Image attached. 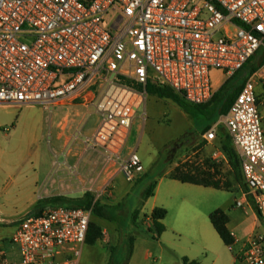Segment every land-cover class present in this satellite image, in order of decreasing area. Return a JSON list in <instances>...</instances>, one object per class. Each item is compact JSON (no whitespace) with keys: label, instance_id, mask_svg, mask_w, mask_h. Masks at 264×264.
Segmentation results:
<instances>
[{"label":"built area","instance_id":"obj_1","mask_svg":"<svg viewBox=\"0 0 264 264\" xmlns=\"http://www.w3.org/2000/svg\"><path fill=\"white\" fill-rule=\"evenodd\" d=\"M263 49L264 0H0V106L92 105L101 117L95 138L109 146L128 135L149 83L205 105L213 70L231 76L260 63ZM100 84L128 97H99ZM224 118L247 188L236 207L263 215L264 65ZM215 158L226 160L222 151ZM120 169L129 182L144 172L137 152ZM91 220L92 210L66 205L28 214L12 237L18 260L0 252V264H78ZM234 245L235 264H264V234Z\"/></svg>","mask_w":264,"mask_h":264},{"label":"crops","instance_id":"obj_2","mask_svg":"<svg viewBox=\"0 0 264 264\" xmlns=\"http://www.w3.org/2000/svg\"><path fill=\"white\" fill-rule=\"evenodd\" d=\"M227 78L229 76L225 75V79L219 82L216 87L214 86L215 91L222 86ZM95 91L99 97H103L104 95L128 97L121 88H110L106 84H100ZM57 106L67 107L70 114H73L76 118L73 129L68 131L66 125H63V130L57 135V153H52L54 157L60 158V160L52 162L53 159L48 155L49 159L44 163V167L42 166L41 157L36 156V159L30 160L31 165L24 173L15 176L13 171L4 172L0 169V180H10L15 188L14 193H6L0 189V226L5 227L7 230L0 237V242H3V245H0V252L5 253L6 258L11 261H17L19 258L18 251L12 244V237L16 233L20 222L30 214L29 212L41 200L50 196L49 189L52 187H58L61 190L51 195H63L76 199L82 198L87 192H91L94 195L96 194L95 196L102 195L106 199L110 198L112 203L105 202L106 204H102L100 202L105 206L115 207L122 205L126 207L129 203L128 198L132 192V188L121 190L116 184V179L122 173L119 167L120 161L117 162V160H125L131 153L138 151V143L136 145L130 144V138L134 134L135 126L137 129L140 128L137 117L125 138L119 137L111 145L105 146L95 138L101 124V117L94 106L80 101L59 104ZM139 106L140 104H138L137 109ZM17 109L21 108L17 107ZM219 123H221V117L211 127L210 131L214 132L215 128H217L216 135H219L221 145L219 144L220 146L217 147L216 137L213 140H207V134H204L202 139L207 144L201 150L203 154H210L215 151V156L218 151L224 153L222 150L223 140L219 133V128L223 127ZM194 129L197 134L202 132V128L200 126L197 127L195 124ZM77 130L81 131V136H84L87 139L86 142L90 144L86 143L85 145L84 138L82 139L80 135L75 134ZM196 132H194L195 135ZM87 145L88 147H86ZM115 153L119 154L120 159H117ZM154 158L155 153L153 154ZM225 161H227V156ZM39 168H58L56 182L50 181V171L42 178ZM82 169L86 170V172L81 174ZM173 169H169L162 174V177L157 179V185L152 197L143 201L141 194L139 200L137 199L131 210L129 209L132 214L136 211L139 212L136 223L141 228L140 234L133 224L124 230L126 234H132L135 237L130 259L127 261L126 254L121 252V260L118 261L114 256V262L112 263V250L120 249L119 224L110 225L107 222L108 220L103 218L102 222H96L94 218L93 222L102 229L103 238L97 240L94 244L85 243L77 260L78 264H110V262L111 264H183L180 261L183 257L197 260L201 264H235L233 250L230 246L224 244L214 229L210 215L216 210H222L227 215V228L235 239L233 249H239L241 244L253 231H258L260 217L254 208L245 207L241 209L244 219L237 223L232 215V211L226 209L227 203L222 204L219 193H237L241 196L239 200H243L245 199L244 191L231 180L232 188L230 191L182 183L168 177ZM145 172H148V170L144 167V172L138 176L134 184H138L144 180L142 177ZM216 180L220 179L216 178ZM108 189L110 190L108 191ZM155 208H162L167 211V215L163 221L165 232L158 239H154L150 233L144 236V231L152 228L151 214ZM38 210L39 207L35 212H38ZM244 223L246 224L245 233L240 236L237 234V228ZM140 237L143 242L139 245ZM182 237H185L184 243L180 240ZM97 245L100 247V255L92 258V252L88 247H96ZM221 245L227 250V254L228 251L231 253L232 257L228 254L229 256L225 262L218 259L210 261L208 259L209 253L217 255L222 252L223 248H221ZM70 255V252L61 253L57 256V260L63 261L70 257ZM202 257H205V259L202 260Z\"/></svg>","mask_w":264,"mask_h":264},{"label":"rangeland","instance_id":"obj_3","mask_svg":"<svg viewBox=\"0 0 264 264\" xmlns=\"http://www.w3.org/2000/svg\"><path fill=\"white\" fill-rule=\"evenodd\" d=\"M223 79H225V74L223 72L218 70L212 71L211 80L213 86L216 87ZM98 87L99 85H97L96 88ZM260 91L261 88L258 87L257 92ZM138 104H140V106L137 109V122L140 125V128L137 129L135 126L134 134L130 138V144L136 145L138 143L137 153L140 156L144 167L148 170V172H145L142 177L145 178L149 171L158 165L160 160L168 153L170 148L175 143L183 140L186 136L196 131L194 129L192 117L171 100L159 99L157 96L149 95L147 93L145 96L138 99L137 106ZM17 107L19 106H0V169L4 172L13 171L14 176L24 173L25 170L31 165L30 160L33 161L36 159V156H39V158L41 157L43 162L42 166L44 167V163L47 159H49L48 155H50L53 159L52 162L59 161L60 158L53 156L57 153V135L63 130V125H66L67 130L70 131L74 128L76 123V118L73 114H70V111L67 107L57 106L51 110H45L43 107L38 105L19 107L21 109H17ZM224 119V116H222L221 123H219V125L222 126L227 133ZM209 131L206 133L200 132L198 134L196 132V135L190 139L188 144L179 149L170 163L166 164L162 174L171 168H175L178 165H183L186 167L185 169L193 167V169L199 168L205 170L206 172H209L214 178H219L221 182H229L232 185L230 182L231 180L237 186L228 158L227 161H219L214 156L215 151L210 154H203V151H201L202 148L207 144V142L202 139V136L204 134H208ZM215 131V141L217 140V147H219L221 145V139L219 135H216L217 128H215ZM75 134L81 136V131L77 130ZM81 138H84L83 140L85 141L84 143L86 145L87 139L84 136H81ZM86 147H88V145ZM154 153L155 158L153 159ZM115 155H117V159H120L118 153H115ZM118 161H120L119 167L121 168L122 162L124 160H117V162ZM57 169L58 168H39V171L41 172L42 178L48 171H50V181L53 180L56 182ZM85 172L86 170L82 169L81 174ZM149 181L150 178H146L140 183L134 184V182H129L123 173H121L116 179V184L121 190L124 188H132V192L128 198L129 203L125 207L123 221L121 222L124 229L131 226L132 213L129 211V209L131 210V207L135 204L134 202L137 201V199L139 200L141 194L149 184ZM0 189L4 190L6 193L15 192V188L13 187L10 180H0ZM60 190L61 189H58V187L50 188V196L41 200L40 203L36 205L37 207L35 206L29 213H34L38 207L50 206L49 200L53 197H65L63 195H51L60 192ZM109 190L110 189H108V191ZM219 194L222 204L227 203L228 206L226 209L232 211V215L236 222H241L244 219V215L242 210L236 207V202L241 198V196L237 193L231 192H221ZM95 200H98L102 204L109 202L112 203L110 198L106 199V197H103L102 195L95 196ZM94 218L96 219V222H102L101 217L93 215L91 223H94ZM107 222L113 226L115 223L118 224V222L113 220H108ZM95 226L100 228L96 224ZM245 226L246 224L244 223L239 228H237L238 235L241 236L245 233ZM137 229L139 232L141 228L138 227ZM6 231L7 230L5 227L0 226V237ZM144 232V236L149 234L147 231ZM258 232L264 234V214L259 218ZM102 238L103 236L101 229V236L98 240H101ZM184 238L185 237H182L180 239L182 243L185 242ZM86 242H88V236ZM142 242L143 241L140 237L138 244L140 245ZM0 245H3V242H0ZM98 246L99 245L96 247H88L92 252V258L100 255L101 251L100 247ZM221 248H223V251L217 255L209 253L208 259L210 261L218 259L219 261L225 262L229 255L232 257L229 251V255L227 254V250H225L223 245H221ZM121 257L122 253L120 250H118L115 254V258L120 261ZM204 259L205 257H202V260Z\"/></svg>","mask_w":264,"mask_h":264},{"label":"trees","instance_id":"obj_4","mask_svg":"<svg viewBox=\"0 0 264 264\" xmlns=\"http://www.w3.org/2000/svg\"><path fill=\"white\" fill-rule=\"evenodd\" d=\"M264 65V61L261 63L252 60L244 67L243 70L234 73L229 76L222 86L215 92L214 97L211 102L201 106H190L188 105L183 97L175 92L173 89L167 86H157L153 83H149L146 91L149 95L157 96L159 99H168L173 101L182 110L189 114L194 124L197 127L202 128V133H206L211 129V127L219 120L220 117L227 115L229 109L240 94L245 82L248 77L259 68ZM219 133L222 136V150L230 161L232 171L234 174L235 182L243 190L246 191V184L244 182L240 158L235 150L232 139L229 133L225 132L223 128H219ZM170 163V162H169ZM168 163V164H169ZM166 167L164 165L161 169L153 168L145 176L144 179L150 178L149 184L142 193V200L146 201L153 196L154 190L157 185V179L162 177V171ZM183 165L176 166L168 175L171 179L180 181L182 183H188L203 187H211L216 190L230 191L232 185L229 182H221L216 180L209 172L205 170L189 167ZM50 206L54 207L57 205H66L80 209L92 210V216H98L106 220H113L118 222L120 230V249L112 250V263L114 262L115 252L120 250L123 254H126V260L128 261L132 255L133 246L135 243V237L132 234H126L124 232V227L122 226V221L124 217L125 207L122 205L118 206H105L102 205L98 200H95L94 194L91 192L85 193L82 198L69 199L62 196H56L49 200ZM45 206L39 207L38 213L43 212L46 209ZM139 212L136 211L132 214L131 223L133 226L138 228L136 223ZM167 215V211L162 208H155L151 214L152 228L147 232L152 234L154 239H158L164 232L165 226L163 221ZM261 217V213L258 214ZM211 223L224 242L226 246H230L234 243V238L227 228L228 217L222 210H216L210 215ZM88 243L94 244L101 236V229L96 227L94 223L90 222L89 226ZM183 264H201L197 260H190L187 257L182 258ZM111 264V262H110Z\"/></svg>","mask_w":264,"mask_h":264},{"label":"water","instance_id":"obj_5","mask_svg":"<svg viewBox=\"0 0 264 264\" xmlns=\"http://www.w3.org/2000/svg\"><path fill=\"white\" fill-rule=\"evenodd\" d=\"M264 60V49L261 52L260 55V63L263 62ZM195 136V133L192 132L190 135L186 136L183 140L175 143L170 150L168 151V153L160 160V162L158 163V165L156 166L157 168H162L164 165L168 164L172 158L174 157V155L176 154V152L181 149L183 146L187 145L188 142L190 141V139L192 137Z\"/></svg>","mask_w":264,"mask_h":264}]
</instances>
